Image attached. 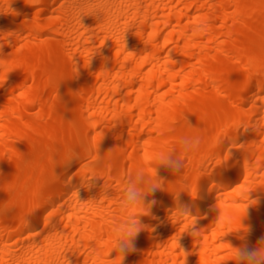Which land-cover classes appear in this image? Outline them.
Masks as SVG:
<instances>
[{"label":"bare ground","instance_id":"6f19581e","mask_svg":"<svg viewBox=\"0 0 264 264\" xmlns=\"http://www.w3.org/2000/svg\"><path fill=\"white\" fill-rule=\"evenodd\" d=\"M116 2L138 3L139 12L132 9L129 18L145 17L126 31L125 48L105 40L100 17H82L87 29L66 31L63 0H0V59L8 64L0 71V118H6L0 121V201H19L17 210L0 216V264H86L93 247L106 246L125 172L149 161L154 144L174 141L188 131L181 120L175 134H165L181 114L204 136L205 153L226 137L220 150L222 155L228 152L229 159L221 165L207 161L211 173L198 181L197 199L179 195V203L198 218L181 233L178 248L173 246L174 235L182 225L167 220L168 209L175 206L173 197L153 193L149 199L157 203L151 216L140 220L154 230L138 234L136 251L127 253L122 264H180L182 259L184 264H234L229 245L247 243L251 249L264 237V75L250 64L261 54L264 0ZM201 18L210 20V30L186 42L184 34ZM73 64L77 73L72 77ZM227 64H233L232 71ZM64 74L70 81L62 83L66 93L57 89L59 102L48 81ZM234 91L238 93L232 96ZM195 100L198 106L189 109ZM51 112L58 117L45 118ZM8 116L14 122L6 121ZM71 119L78 123L79 134L65 122ZM81 134L101 139L100 155L113 148L100 170L112 199L99 204L88 200L100 197L103 179H82L89 162L82 167H76L77 161L57 165L54 171L66 182L64 187L47 182L49 150L78 144ZM22 155L34 161L32 168L21 166ZM200 159L193 156L186 167L194 181L192 170ZM249 163L254 165L251 171ZM158 175L176 179L164 167ZM234 187L249 192V200L256 203L238 196ZM74 190L78 199L71 195ZM216 203L227 210L230 225L227 217L217 219ZM249 203L253 205L241 221L249 229L244 234L235 230L241 228L239 218ZM25 207H35L30 227L20 218ZM200 229L194 238L191 233ZM242 234L244 240L238 238ZM115 255L111 252L108 259Z\"/></svg>","mask_w":264,"mask_h":264},{"label":"clouds","instance_id":"9594fccd","mask_svg":"<svg viewBox=\"0 0 264 264\" xmlns=\"http://www.w3.org/2000/svg\"><path fill=\"white\" fill-rule=\"evenodd\" d=\"M9 5V4H8ZM7 5V7H8ZM132 9L139 12L140 5L138 3L121 4L116 0H63L60 8L61 15L64 19L65 29L69 33L73 29L83 30L87 29L81 23L82 17L92 16L100 17L99 29L105 38V40H111L117 43L119 46L125 48V33L132 27H138L143 19L142 15H137L135 18H129L133 16ZM210 20L207 18H201L196 23L190 26V29L184 34V39L188 43L194 42L203 33L210 30ZM262 39L261 54L255 56L250 61L252 67H259L261 75H264V37ZM97 50L92 51L87 56V61L84 67H88L92 56ZM8 69V64L5 60L0 59V71ZM104 72H110L111 69H101ZM77 73L76 65L72 66V77ZM6 78V76H5ZM65 79L52 75L49 77V87L54 89L55 95L60 102L58 96V86ZM3 81H0L2 83ZM181 120L183 127L188 131L184 134L176 135L174 141L157 143L153 145V151L151 159L147 162L142 161L133 170L126 171L122 180V190L117 200V213L116 219H114L109 225V231L107 233L108 239L105 247H93L89 252V261L86 264H122L127 253L136 251L134 241L138 234L143 230L154 229L148 228L140 220L142 216H151V209L156 205L155 199H149V197L156 191H164L172 195L174 201V207L168 209L169 215L167 220L175 227H179V232L174 235V242L176 248L179 247L176 241L179 240L181 233L187 232L193 227L194 221L198 218L193 216L189 208L179 203L178 197L181 193L188 194L192 200L197 199L198 195V181L201 177L209 175L211 171L207 168V161L209 159L218 160L219 165L226 162L229 159V153L225 152L221 154V145L224 143V138H218L211 152L205 153L203 151L206 144L205 138L197 127H193L188 124L185 115L181 114L175 122H170L165 129L166 135L175 134L176 128L180 126ZM69 126L76 130L79 134V125L74 120L65 121ZM86 124L91 127V121L87 120ZM229 139H234L228 137ZM100 140H96L89 135L86 139L81 138L78 145H65L62 149L49 150L51 152L48 158L49 173L48 183L61 184L63 187L66 182L60 180V177L55 173L54 169L57 165H69L72 161L81 162L84 165L85 159L89 161L84 165L87 169V173L82 179L89 180L92 178L103 179L104 184L102 192L99 198L89 199L90 203L99 204L101 201H107L112 199L111 189L105 184L103 175H101V168L104 163L105 155L110 154L113 148L107 151L104 155H100L98 152V146ZM235 146V145H233ZM241 148L244 146L241 145ZM200 155L201 159L197 166L192 170L197 179L194 181L192 175L186 174V167L190 158ZM21 166L23 168L30 169L34 166V161L25 156L20 158ZM81 167V166H80ZM164 167L169 169L176 177L174 181H167L158 175V169ZM249 170L254 167L251 163L248 165ZM86 186V185H85ZM237 192L238 196L247 197L249 200V192L237 191V188H232ZM16 191L13 189L11 196L15 197ZM41 192L39 196H42ZM71 195L77 198V192L74 190ZM39 196L37 198H39ZM254 201V200H249ZM256 203V201H254ZM254 203V204H255ZM251 203L247 204L242 210V215L239 218L241 228L235 231H241L247 234L249 229L242 225L241 221L246 216V211ZM19 201L16 199H8L7 201H0V216L13 209H18ZM218 210L217 219L227 217L228 225H230L231 217L227 216V210L224 208H218L217 203L213 206ZM239 207V203H237ZM35 211V207H25L23 214L21 215V221L26 227H30L29 217ZM155 219L156 217H152ZM227 226V225H226ZM201 232L200 230L193 231L191 234L194 238H197ZM233 232V231H230ZM227 232V233H230ZM242 234L238 237L241 240L245 239V235ZM229 245V244H228ZM57 247H61L59 241H57ZM231 250L232 259L234 264H264V237H261L257 245L249 249L247 243L241 244L238 247L229 245ZM115 251L116 255L113 259H108L109 254ZM186 255L181 250L179 251ZM180 264H184V259L180 261Z\"/></svg>","mask_w":264,"mask_h":264},{"label":"rangeland","instance_id":"374dc122","mask_svg":"<svg viewBox=\"0 0 264 264\" xmlns=\"http://www.w3.org/2000/svg\"><path fill=\"white\" fill-rule=\"evenodd\" d=\"M204 12H205V11H202L201 13H204ZM226 67H227L229 70H231V68L233 67V64H227ZM231 71H232V70H231ZM232 76H234V75L232 74V75H230V76H227V77H226V80H229ZM237 76H238V74H237ZM61 78L65 79V80L62 81V82L60 83V85L58 86V89H59L60 91L64 92V93H66L67 91L64 90V88L62 87V83H63V82H69V81H70V78H69V76H68L67 74H64ZM6 86H8V84H7ZM237 93H238V92H236V91L232 92V96H235ZM0 94H4V91H1ZM16 94H17V92H15L14 95H16ZM176 98H177L176 96H169V99H176ZM216 98L219 99L218 96H217ZM197 106H198V100H195V101L192 102V104L189 106V109H194V108L197 107ZM55 108H58V107L55 105ZM179 108H183V106H179ZM56 117H58V114H56V113H54V112L47 113L46 116H45V118H56ZM5 119H6V118L1 117V118H0L1 123H4V122H5ZM27 119H28V118H26L25 120H27ZM6 121L14 122V117H13V116H8V118H7ZM79 137H80V138H85L84 136H82V134L79 135ZM153 137H155V136H153ZM78 144H79V143H78ZM78 144H74L73 146L78 145ZM14 145H16V144H14ZM0 161H4V158L0 157ZM87 162H89V161H88L87 159H85L84 164H86ZM80 166H81V167L83 166V165H81V162H77V163H76V167H80ZM161 172H162V171H161ZM23 195L26 196V197H28V196H30L31 194H29V193H27V192H23Z\"/></svg>","mask_w":264,"mask_h":264},{"label":"snow or ice","instance_id":"6c2138e0","mask_svg":"<svg viewBox=\"0 0 264 264\" xmlns=\"http://www.w3.org/2000/svg\"><path fill=\"white\" fill-rule=\"evenodd\" d=\"M237 191H239V190H237ZM222 219H223V218H222ZM173 246H174V247H176V244H175V242H173Z\"/></svg>","mask_w":264,"mask_h":264}]
</instances>
